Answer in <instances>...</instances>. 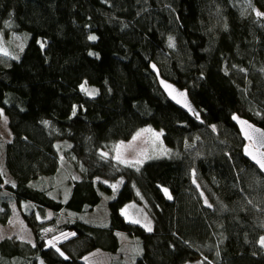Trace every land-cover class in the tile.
<instances>
[{"label": "trees", "instance_id": "16d2710c", "mask_svg": "<svg viewBox=\"0 0 264 264\" xmlns=\"http://www.w3.org/2000/svg\"><path fill=\"white\" fill-rule=\"evenodd\" d=\"M6 28L26 39L0 54V111L20 119L1 150L0 225L15 205L35 243L1 241L0 264L117 256L120 233L141 246L134 264H171L178 250L206 264H264V176L233 119L264 130V0H0ZM152 64L187 91L198 118L166 100ZM148 126L162 131L169 159L135 169L101 156ZM63 168L66 200L53 181ZM119 180L150 225L124 228L108 209L106 226L65 222L57 229L71 238L47 246V212L86 215L102 203L100 184Z\"/></svg>", "mask_w": 264, "mask_h": 264}, {"label": "rangeland", "instance_id": "374dc122", "mask_svg": "<svg viewBox=\"0 0 264 264\" xmlns=\"http://www.w3.org/2000/svg\"><path fill=\"white\" fill-rule=\"evenodd\" d=\"M7 30L0 32V54L2 57L9 56L10 53L14 54L18 52L24 47L25 37L21 38L17 35L12 34V32L6 28ZM7 53V55L4 54ZM16 58V57H15ZM86 94L92 96L95 93L93 89L86 88L83 86ZM2 115H0V170L5 173L4 162L2 161L3 151L2 148L7 142H11L13 138V133L16 130L20 119L14 117L11 114L4 113L0 111ZM149 130V131H145ZM137 133H141L140 136H137ZM135 137V139H134ZM171 149L167 148L163 141V133L161 130H156L150 126L147 128L140 129L136 131L134 136L126 141V142H117L113 145L108 146L105 151L100 152L103 158L110 159L112 158L115 162L120 163L123 166L133 167L135 169L140 168L149 161L159 160V159H169L170 156L173 155L171 153ZM139 161V162H137ZM64 170L58 175L53 181L56 185L57 190H64L63 184L66 179V174H70V171L67 168H63ZM73 177L77 180L79 177L74 173ZM123 180L117 181V183L100 185L99 190L102 192V203L97 206L91 212H86V215H67L66 213H62L59 215H53L50 212H47V220L52 221L53 225L49 224L47 228L46 234H50L51 239L47 240V246L54 247V249L60 251L58 245L67 239L71 238L70 232L63 233L62 230L66 225L65 222L73 221L79 219L85 223H92L94 226H106L109 219L110 211H116V220L120 221L124 228L133 227L132 224H128V222L136 221L137 224H148V216L145 213L143 214L142 209H138L136 205H134V192L130 187H127ZM60 187H59V186ZM54 188V191H56ZM165 190V189H164ZM67 190L65 189L63 192L66 194L67 198ZM61 193L59 196L63 194ZM165 193V191H164ZM57 195V194H56ZM58 196V195H57ZM64 196V195H62ZM168 198L172 200V194L167 191ZM6 197V196H4ZM114 198V199H113ZM111 199L114 200L112 209L111 205H109ZM62 200V201H64ZM11 205V219L7 225H0V241L1 240H12L16 239L21 243H27L30 246L34 247L35 236L34 233L26 226L23 221L22 215H20L18 209H16L15 205ZM110 211H109V210ZM134 223V222H133ZM128 224V225H127ZM57 227L62 230L57 229ZM136 230H141L140 227L135 226ZM61 231V232H60ZM52 234V235H51ZM119 243H121V249L117 253L119 255H107L105 252L101 250L93 251L88 254V256L83 260L85 264H128L131 261V257L134 256L133 261L129 264H134L136 255L141 252L140 244H137L135 240H132L131 237L126 236L125 234L120 233L119 235ZM171 264H206L203 261L202 257L194 252H190L187 250H178Z\"/></svg>", "mask_w": 264, "mask_h": 264}, {"label": "water", "instance_id": "95a60500", "mask_svg": "<svg viewBox=\"0 0 264 264\" xmlns=\"http://www.w3.org/2000/svg\"><path fill=\"white\" fill-rule=\"evenodd\" d=\"M155 79L158 81L159 88L163 92L166 100H168L175 108L180 109L189 117H199L198 110L195 109L192 101L188 97V93L185 90L177 88L173 83L165 81L161 78L158 69L154 65L150 67ZM166 85L168 87H166ZM234 122L239 130L242 139L245 140L248 145L245 147L244 157L250 162L261 174L264 176V169L256 163V159L262 158L261 154H264V130L254 126L246 119H241L238 116L233 117Z\"/></svg>", "mask_w": 264, "mask_h": 264}, {"label": "snow or ice", "instance_id": "6c2138e0", "mask_svg": "<svg viewBox=\"0 0 264 264\" xmlns=\"http://www.w3.org/2000/svg\"><path fill=\"white\" fill-rule=\"evenodd\" d=\"M258 15H259V13H258ZM89 39L95 40L96 37L95 36H91V37H89ZM41 46L43 47V45H41ZM0 51H2V49H0ZM4 54L7 55L6 52H4ZM166 87H168V86L166 85ZM0 115H2V113H0ZM145 131H149V130H145ZM140 135H141V133H137V136H140ZM134 139H135V137H134ZM261 156H262V158H260V159H257L255 156L253 157V159H256V163L259 164L262 169H264V154H261ZM137 162H139V161H137ZM164 191L167 194V189H165ZM133 222L135 223L136 221H133ZM146 227L148 228L149 231H151V227L150 226H146ZM260 243H261L262 246H264V238L261 239Z\"/></svg>", "mask_w": 264, "mask_h": 264}, {"label": "bare ground", "instance_id": "6f19581e", "mask_svg": "<svg viewBox=\"0 0 264 264\" xmlns=\"http://www.w3.org/2000/svg\"><path fill=\"white\" fill-rule=\"evenodd\" d=\"M152 65H154V64H152ZM152 65H151V66H152ZM151 66H150V67H151ZM154 66L156 67V65H154ZM156 69H157V67H156ZM158 71H159V69H158ZM159 74H160V73H159ZM161 78H162V77H161ZM246 143H247V142H246ZM247 145H248V143H247ZM244 154H245V152H244ZM244 158H245V157H244ZM245 160H246V159H245ZM103 184H104V183L102 182V184H100V185H103ZM104 185H105V184H104ZM1 241H3V240H1ZM1 241H0V243H1Z\"/></svg>", "mask_w": 264, "mask_h": 264}]
</instances>
